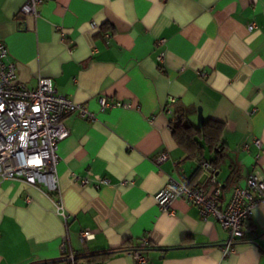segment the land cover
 I'll return each instance as SVG.
<instances>
[{
	"label": "crops",
	"instance_id": "crops-1",
	"mask_svg": "<svg viewBox=\"0 0 264 264\" xmlns=\"http://www.w3.org/2000/svg\"><path fill=\"white\" fill-rule=\"evenodd\" d=\"M25 1L0 0V39L17 79L33 88L50 78L92 118L64 119L56 191L0 180V264H69V251L135 264L129 252L143 239L142 264H264V200L223 256L228 233L216 220L181 198L167 211L154 198L169 177L210 187L203 160L173 137L176 106L193 125L198 108L224 123L214 169L221 208L249 173L264 179V0H44L38 16L21 12ZM160 152L167 158L155 164Z\"/></svg>",
	"mask_w": 264,
	"mask_h": 264
},
{
	"label": "built area",
	"instance_id": "built-area-1",
	"mask_svg": "<svg viewBox=\"0 0 264 264\" xmlns=\"http://www.w3.org/2000/svg\"><path fill=\"white\" fill-rule=\"evenodd\" d=\"M43 1L26 0L21 12L27 16H38L37 7ZM251 28L252 25L249 26ZM7 57V46L0 39V180H18L34 186L42 184L48 191H56L57 145L69 134L64 119L72 114L91 119L92 114L85 105L57 94L48 77H40L35 87L28 88L17 79L15 63ZM170 101L174 99L170 98ZM106 105L101 98V108ZM116 105L131 106L130 102H116ZM166 158V152H160L152 160L159 164ZM199 164L210 171V187L192 186L169 177L154 198L164 211L169 209L173 200L181 198L197 205L202 219L216 220L228 233L221 247L225 256L233 250L235 241L245 236L254 209L264 200V179L249 173L243 185L233 187L228 201L221 208L222 187L216 180L214 169L206 161ZM86 182L82 181L83 184ZM53 204L55 213L62 217L65 224L68 215L61 200H55ZM89 234L88 230H84L80 237L86 238ZM146 247L147 240L143 239L136 249L130 250L135 264L145 262L143 252ZM61 251L67 252L64 240ZM76 256L69 251L66 261L74 264Z\"/></svg>",
	"mask_w": 264,
	"mask_h": 264
},
{
	"label": "trees",
	"instance_id": "trees-1",
	"mask_svg": "<svg viewBox=\"0 0 264 264\" xmlns=\"http://www.w3.org/2000/svg\"><path fill=\"white\" fill-rule=\"evenodd\" d=\"M170 123L173 137L190 157L204 161L207 154H212L208 160L209 165L213 169L221 165L225 154L222 141L223 122L205 119L202 126L198 127L189 122L184 106H176ZM103 259L101 254L77 255L74 264H100Z\"/></svg>",
	"mask_w": 264,
	"mask_h": 264
},
{
	"label": "water",
	"instance_id": "water-1",
	"mask_svg": "<svg viewBox=\"0 0 264 264\" xmlns=\"http://www.w3.org/2000/svg\"><path fill=\"white\" fill-rule=\"evenodd\" d=\"M204 119L201 114V110L198 108V118H197V126L201 127Z\"/></svg>",
	"mask_w": 264,
	"mask_h": 264
}]
</instances>
